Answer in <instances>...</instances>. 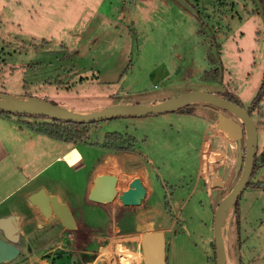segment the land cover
Listing matches in <instances>:
<instances>
[{"label":"rangeland","instance_id":"1","mask_svg":"<svg viewBox=\"0 0 264 264\" xmlns=\"http://www.w3.org/2000/svg\"><path fill=\"white\" fill-rule=\"evenodd\" d=\"M202 4L207 10L200 18L174 0H0V92L91 112L121 102L153 104L203 89L221 96L233 93L252 108L264 79L263 8L258 0ZM187 105L197 110L98 121L77 143L84 156L78 168L66 160L49 164L45 174L71 195L78 222L92 224L96 232L86 242L81 239L78 250L59 264H125L120 243L142 254L138 241L116 236V226L131 235L170 227L167 264H216L214 214L230 188L237 143L246 145L248 129L232 112L210 102ZM251 112L258 152L248 185L223 218L226 264H264V96ZM7 114L26 124L52 120L37 111ZM225 116L241 122L239 135ZM114 131L134 136L133 147L106 148L107 133ZM51 143L59 149L49 150L48 162L62 147L67 151L76 145ZM217 143L225 146L226 158L224 167L213 171L209 158ZM94 168L118 172L120 190L139 176L149 183L150 193L137 205H125L120 198L90 204L83 196ZM216 174L225 178L227 189L212 184ZM25 253L15 264L39 263ZM61 256L49 255L54 262ZM135 264H144L143 257Z\"/></svg>","mask_w":264,"mask_h":264},{"label":"water","instance_id":"2","mask_svg":"<svg viewBox=\"0 0 264 264\" xmlns=\"http://www.w3.org/2000/svg\"><path fill=\"white\" fill-rule=\"evenodd\" d=\"M192 13L196 9L189 0H177ZM196 100L210 102L218 107L232 112L236 118L242 120L247 126L248 135L246 145L237 143L236 158L233 165L234 183L230 192L224 196L214 214V238L216 244V263L226 264V245L223 233V218L227 209L232 207L248 185L252 176L255 158L258 152V128L249 108L244 107L236 101L209 92L203 89H190L178 96L161 100L153 104L121 102L108 105L102 109L91 112H75L51 102L47 99L27 96L23 99L10 96L0 92V110L10 113H32L37 111L61 120H72L80 123H92L110 118L132 114L148 115L151 113H161L173 111L181 106L192 103ZM227 126L238 133V125L227 122ZM225 146L217 143L210 154L209 162L211 169L217 170L224 167ZM240 174V176H239ZM118 176L113 173H101L94 178V184L89 193V199L101 203H110L119 197L125 205H137L142 203L146 197L147 188L140 177L134 178L129 188L123 193H119L117 188ZM212 184L214 186L227 189L228 184L222 175H213ZM29 200L37 205L41 212L50 217L54 215L62 221L68 228H75L76 221L68 204L60 202L56 195L47 194L44 189H40L29 196ZM0 264L15 260L21 253L18 245L21 235L16 220L10 216L0 218ZM127 241H138L143 251L144 264H167V241L166 234L162 230H149L144 233L135 234L125 238Z\"/></svg>","mask_w":264,"mask_h":264},{"label":"crops","instance_id":"3","mask_svg":"<svg viewBox=\"0 0 264 264\" xmlns=\"http://www.w3.org/2000/svg\"><path fill=\"white\" fill-rule=\"evenodd\" d=\"M123 11L124 9L122 8L120 13L122 14ZM167 76L168 73L164 76V78H167ZM6 94L17 98L30 95L10 92H7ZM187 114L191 115L193 113ZM162 134L164 133L162 132ZM197 138L200 139L201 137L199 138V136H196V138L193 139L196 140ZM51 139L56 141L59 140L45 135L34 128H31L24 122L18 121V119L15 118V115L10 116L0 113V218L10 216L16 220L19 233L21 235L18 244L21 247L20 255L26 252L25 254L29 255L32 260L39 262L38 264H59L58 261L68 259V257L73 254L72 252L76 251V247H78V245L80 246L82 243L81 239H84L86 242L90 236L96 235V232L92 231L91 229L92 224L87 222H78L73 208L74 204L71 195L64 189L59 181H57L55 178H52V175L50 177L49 175L45 174L49 164H52L54 161H65L66 155H69L73 148L79 151V157L77 162L73 164L66 160L69 165L78 168V165L83 161L84 156L78 148V144H76L71 146V148L67 151L64 147H62V150L60 152H56L55 157L52 158L51 161L48 162L47 160H44L51 148L56 147L57 150L59 149V145L57 143L56 145L51 143ZM188 142L189 139L187 140V143ZM192 144L194 145V143ZM203 158L204 156L202 155V159ZM148 159L153 162L150 157ZM198 159L199 155L197 153V160ZM101 173H113L118 176L119 180L117 188L119 193H123L129 188V186H127L121 190L119 189L120 176L118 172L106 170L99 171L94 168L85 186L83 196L87 202L93 205L105 204L89 199V193L93 187L94 178L96 175ZM132 180L133 179H131L129 182ZM142 182L147 188V197L150 193V186L149 183L144 179H142ZM40 189H44L47 194L56 195L60 202L68 204L72 213L74 214L76 221L75 228H68L65 225H61L60 219L55 216L50 218L47 217L41 212L37 205H34L29 200V196ZM193 191L194 186L188 195H190ZM146 197L143 199V201L146 199ZM117 200H119V197H117L112 202H116ZM112 202H110V204ZM183 205L184 204H182V206ZM113 218L116 219V211L113 213V217H109L110 223H112ZM51 223H57V225H50ZM153 229L157 230V228ZM153 229L150 228L147 231ZM115 230L118 232L116 236L119 237L125 235L128 237L132 234L130 231L122 230L120 226H116ZM169 230L170 227L164 228L162 231H164L166 234V232ZM70 232L72 233V236H70ZM0 234L3 235L1 231ZM57 239L60 240L55 243ZM39 248H41L43 251L38 252L40 250ZM55 253H62L61 258L57 259L56 262H54L53 259L49 257V255H53ZM18 257L6 264H13V262L15 264V261L18 259Z\"/></svg>","mask_w":264,"mask_h":264},{"label":"trees","instance_id":"4","mask_svg":"<svg viewBox=\"0 0 264 264\" xmlns=\"http://www.w3.org/2000/svg\"><path fill=\"white\" fill-rule=\"evenodd\" d=\"M174 1L178 3L184 9H187L186 7L181 5L177 0H174ZM258 1L260 3V6L263 8V13H264V0H258ZM189 2L196 9V15L201 18L203 11L207 10V7L205 6V4L201 5V2H203V0H189ZM263 96H264V79L259 89V92L253 98L251 107L254 108L261 101ZM223 97H226L228 99H231L243 105L240 98L233 93L228 92L227 94H224ZM179 108L181 110L182 109L185 110V112L187 113H193L194 111L197 110V108L194 109L188 105H184ZM252 108H249L250 112ZM0 113L8 115L7 114L8 112H5V111L0 110ZM17 114L23 115V113H17ZM94 123L96 122L80 123V122H76L72 120H61L57 118H52L51 121H44V122H38V123L28 122V125L31 128H34L38 130L39 132L45 135H48L52 138L77 144L88 138L90 134L89 126ZM106 137H107L108 142L106 143L105 146L108 148L116 149V150L126 149L128 147L132 148L133 144L136 142V138L134 136L130 134H122L121 132H118V131L107 133ZM214 246H215V257H216V244L215 243H214Z\"/></svg>","mask_w":264,"mask_h":264},{"label":"bare ground","instance_id":"5","mask_svg":"<svg viewBox=\"0 0 264 264\" xmlns=\"http://www.w3.org/2000/svg\"><path fill=\"white\" fill-rule=\"evenodd\" d=\"M224 122L226 124H227V122L235 123L238 125V127L241 125V122L238 119H236V118L234 119V118L229 117V116L224 117ZM239 132L240 131L238 130V133H235V132L234 133L239 135ZM78 157H79V151L76 150L75 148H73L71 150V153L69 155H66L65 159L69 163L73 164V163L77 162ZM224 217H225V215H224ZM117 247L120 251V254L122 255V260L125 264H135L139 259H141L143 257V253L142 254H140V253L136 254L131 249H129V247L125 246L123 243L118 244ZM107 251H109V250H105L104 252L106 253Z\"/></svg>","mask_w":264,"mask_h":264},{"label":"flooded vegetation","instance_id":"6","mask_svg":"<svg viewBox=\"0 0 264 264\" xmlns=\"http://www.w3.org/2000/svg\"><path fill=\"white\" fill-rule=\"evenodd\" d=\"M255 159H256V158H255ZM233 175H234V172L232 173V177H231V179H230V184H229V187H230V188H229L227 194L230 192V190L232 189V187H233V185H234V184H232L233 182H231V181H232V178H233ZM239 176H240V174H239ZM237 180H238V178L235 180V182H236ZM235 182H234V183H235ZM227 194H226V195H227ZM240 197H241V195H240ZM240 197H239V198H240ZM53 216H54V215H52V216H50V217H53ZM50 217H49V218H50ZM60 223H61V225H65V224L62 223L61 220H60ZM50 225H57V223H51ZM69 234H70V236H72V233H71V232H70Z\"/></svg>","mask_w":264,"mask_h":264}]
</instances>
